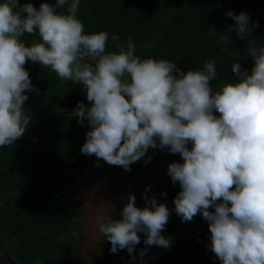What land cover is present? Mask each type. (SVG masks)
<instances>
[{"label": "clouds", "instance_id": "obj_1", "mask_svg": "<svg viewBox=\"0 0 264 264\" xmlns=\"http://www.w3.org/2000/svg\"><path fill=\"white\" fill-rule=\"evenodd\" d=\"M80 2L55 0L36 8L0 0V147L13 145L31 123L24 108L26 90L39 89L24 65L38 62L59 80L86 89L91 106L78 103L72 115L81 125L85 120L91 125L81 152L104 161L94 168L102 171L106 162L130 170L149 148L179 153L183 162H172L167 169L172 183L181 187L174 198L177 215L188 222L202 214L209 222L210 250L221 264H264V46L249 40L251 71L234 62L235 82L214 90V61L185 72L166 59H141L130 35L124 43L113 34L116 50L106 51L109 34H85L78 19ZM66 5V12L58 11ZM227 15L241 39L258 26L250 24L246 12L229 10ZM25 34L40 39L28 46ZM228 39L226 35L219 42ZM112 198L121 216L97 213V245H106L96 260L120 249L132 254L140 242L138 233L145 234L146 246H171L162 235L170 215L166 204L145 197L146 206L140 208L133 194L124 206L122 199Z\"/></svg>", "mask_w": 264, "mask_h": 264}, {"label": "trees", "instance_id": "obj_2", "mask_svg": "<svg viewBox=\"0 0 264 264\" xmlns=\"http://www.w3.org/2000/svg\"><path fill=\"white\" fill-rule=\"evenodd\" d=\"M44 2L54 4L55 0H19L21 5L32 3L36 8ZM66 10L67 5L58 9ZM229 10L235 14L246 12L250 24H258L252 34L244 39L237 36L235 21L227 15ZM78 19L84 24L85 34H109V52L116 50L111 40L113 34H118L124 43L130 35L136 46L135 55L141 59H166L185 72L202 70L206 62L214 61L217 77L210 82L214 90L235 82L234 62L251 71L254 61L248 53L249 40L264 46V0H81ZM229 28L231 31L226 32ZM226 35L228 42L220 43ZM39 39L38 35L23 37L28 46ZM24 67L39 91L26 90L28 99L24 107L31 110L28 112L32 120L24 135L13 145L0 147V183L4 182L17 197L18 205L26 209L16 218L18 223H27L29 233L41 231L36 237L29 235L27 246L24 244L28 264L40 257L39 247L41 254H45L43 264H85L81 260L83 230L79 220L84 205L75 196V175L70 165L79 159L88 132L87 123L81 125L72 113L78 103L90 107L91 102L81 84L59 80L51 69L38 62L29 60ZM48 102L56 103L65 113L55 115ZM159 167L157 154L147 152L145 158L130 165V170L104 164L103 171L112 179L113 197L122 199L123 206L129 194L136 197L140 208L146 206L145 197L150 200L155 196L158 203L166 204L170 215L162 235L171 241L180 233L177 240L171 241L169 248L146 246L145 234L138 233L140 242L132 254L126 249L109 251L97 263L221 264L209 247V222L202 214L182 221L174 206L180 184L174 185L170 176L165 180ZM187 228L188 244L181 236ZM73 231L78 235L73 236ZM146 247L148 250L141 257L140 252Z\"/></svg>", "mask_w": 264, "mask_h": 264}, {"label": "water", "instance_id": "obj_3", "mask_svg": "<svg viewBox=\"0 0 264 264\" xmlns=\"http://www.w3.org/2000/svg\"><path fill=\"white\" fill-rule=\"evenodd\" d=\"M87 123V131L91 130V125ZM104 162L102 159L94 155H85L81 153L79 159L70 165V170L74 175L81 174L84 170H90L95 167L97 163ZM101 177L100 173L96 171L93 175L81 174V178L74 179L75 196L84 204L85 211L80 217V222L83 230L82 257H87L84 260L85 264H98L92 262L99 255L103 253V247L97 245V241L101 238L96 236L98 227L96 225L95 217L97 213L108 212L112 218L117 219L119 215V204L113 200V184L110 178L104 179L108 186L97 183ZM106 187H105V186ZM105 239H107L105 237Z\"/></svg>", "mask_w": 264, "mask_h": 264}, {"label": "flooded vegetation", "instance_id": "obj_4", "mask_svg": "<svg viewBox=\"0 0 264 264\" xmlns=\"http://www.w3.org/2000/svg\"><path fill=\"white\" fill-rule=\"evenodd\" d=\"M152 149L153 148H149L148 152L153 153ZM168 154H170V152ZM98 168L90 169L87 173L90 172L91 175H93L98 171L101 177H106V175L103 174V169L100 171ZM101 177L99 179H101ZM16 199L17 197L8 189L6 184L4 182L0 183V264H28L26 261V254L23 252V248L27 251L28 236L32 235L36 237L38 233H41V231L38 233H29L30 226L28 227L27 223H18L16 218L19 216V213L24 214L26 209L21 208V205H18ZM36 240L37 242L39 241L38 238H36ZM25 243L26 246L24 245ZM100 243H103V241ZM38 251L40 253L37 254V256L40 257L33 264H40L41 256L45 255L44 253L41 254L40 247Z\"/></svg>", "mask_w": 264, "mask_h": 264}, {"label": "rangeland", "instance_id": "obj_5", "mask_svg": "<svg viewBox=\"0 0 264 264\" xmlns=\"http://www.w3.org/2000/svg\"><path fill=\"white\" fill-rule=\"evenodd\" d=\"M221 87V86H220ZM219 87V88H220ZM219 88H217V89H219ZM217 89H215V90H217ZM47 105L51 108V110L55 113V115H59V114H63V113H65L64 112V110L63 109H61L60 107H58L57 106V104L56 103H52V102H48L47 103ZM25 108V111L26 112H28V111H31V110H29L28 108H26V107H24ZM215 115H217V116H219V113H214ZM188 147L189 148H191V143H189V145H188ZM152 154L153 155H155L154 153H156L157 154V156H158V164H159V170H160V172H161V174H162V176L164 177V179L166 180V177H169V175H168V173H167V169H168V165L170 164V163H172V162H183V158H182V156L180 155V154H178L177 156H175L174 154H172L171 153V155H173V156H171V155H167V152H169L167 149H161V148H159V147H156V148H153L152 149ZM104 164H108V163H104ZM101 166H103V165H101ZM76 177H79V178H81V174H78V175H76ZM104 179H107V177H105V176H103V177H101V179H98L97 180V183H99V184H101V185H103V184H105L106 186H108L107 185V183H106V181L104 180ZM165 183V182H164ZM104 185V186H105ZM105 186V187H106ZM175 206V205H174ZM190 233V231L188 230V228L185 230V231H183V232H181V236H184V238H186V240H185V242L188 244L189 243V237H188V234ZM179 234L180 233H178V234H176L173 238H172V240L171 241H173V240H177V238H178V236H179ZM170 241V242H171ZM100 246H105L106 245V243L105 242H103L102 244H99ZM106 249V248H105ZM87 259V257H82V261H84V260H86ZM40 264H43L44 263V255H42L41 256V258H40ZM97 260L96 259H93L92 260V262H96Z\"/></svg>", "mask_w": 264, "mask_h": 264}]
</instances>
